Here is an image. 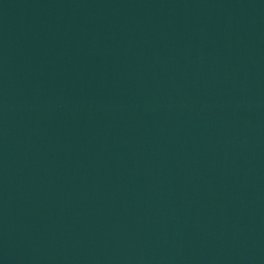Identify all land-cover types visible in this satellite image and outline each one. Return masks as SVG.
<instances>
[{
  "label": "water",
  "instance_id": "1",
  "mask_svg": "<svg viewBox=\"0 0 264 264\" xmlns=\"http://www.w3.org/2000/svg\"><path fill=\"white\" fill-rule=\"evenodd\" d=\"M0 61L200 264H264V0H0Z\"/></svg>",
  "mask_w": 264,
  "mask_h": 264
}]
</instances>
